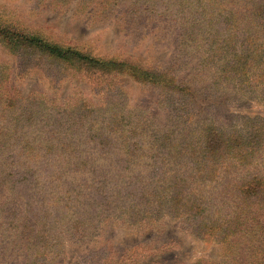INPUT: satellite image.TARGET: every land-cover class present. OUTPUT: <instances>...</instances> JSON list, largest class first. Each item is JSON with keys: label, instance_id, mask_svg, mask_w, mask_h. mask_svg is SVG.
<instances>
[{"label": "rangeland", "instance_id": "1", "mask_svg": "<svg viewBox=\"0 0 264 264\" xmlns=\"http://www.w3.org/2000/svg\"><path fill=\"white\" fill-rule=\"evenodd\" d=\"M246 1L0 0V27L105 59L78 66L0 35V264L249 263L248 236L194 234L152 185L209 128L264 122V95L235 80L250 56L264 66V35H242L264 4Z\"/></svg>", "mask_w": 264, "mask_h": 264}, {"label": "trees", "instance_id": "2", "mask_svg": "<svg viewBox=\"0 0 264 264\" xmlns=\"http://www.w3.org/2000/svg\"><path fill=\"white\" fill-rule=\"evenodd\" d=\"M262 3L264 4V0H247L245 5L252 10L263 6ZM231 10L229 9L228 15L224 14L225 24L223 20H216V26L224 29L230 27V17L234 15ZM134 25L137 28L142 26L139 23ZM249 27L253 32H249L250 29L242 30V35L246 33L248 41L253 40V33L261 32L264 35L263 23L253 22ZM0 35L16 46L32 45L49 56L81 64L76 63L78 66L89 67L105 60L76 48H61L37 35L15 32L7 27H0ZM231 44L234 54L243 46L238 40H231ZM105 62L121 64L117 59H107ZM228 63L232 67L236 64L235 60ZM238 70L240 74L235 73V80L242 93L258 92L264 95V66L259 69L254 67L250 56L249 60L238 66ZM139 75H142V81L153 79V74L141 72ZM172 81V88H175L180 80L172 78ZM243 95L247 94H241ZM244 120L240 129L209 128L200 142V151L187 148L188 156L182 159L178 168L169 166L168 176L165 177L156 173L154 178L157 177V181L152 185L157 193L170 188L169 199L177 198V202L181 201L183 207L180 206L181 212L178 214L188 213L183 221L191 232L221 241H227L233 235L248 236L250 243H253L248 264H264V130H261L264 122L253 123L254 118ZM195 153L196 156L193 155ZM159 168L160 166H156V169ZM186 176H192L191 185L185 179ZM194 181L196 186L193 185ZM153 201L156 209L151 213L157 218L163 210L157 209L161 200L155 199V193ZM148 205L152 207L151 204Z\"/></svg>", "mask_w": 264, "mask_h": 264}]
</instances>
